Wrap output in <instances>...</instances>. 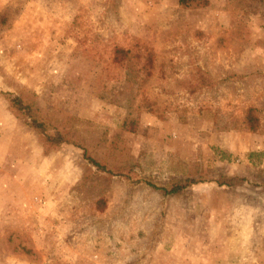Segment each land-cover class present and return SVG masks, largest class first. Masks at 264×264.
I'll list each match as a JSON object with an SVG mask.
<instances>
[{"label":"rangeland","instance_id":"obj_1","mask_svg":"<svg viewBox=\"0 0 264 264\" xmlns=\"http://www.w3.org/2000/svg\"><path fill=\"white\" fill-rule=\"evenodd\" d=\"M0 264H264V0H0Z\"/></svg>","mask_w":264,"mask_h":264},{"label":"trees","instance_id":"obj_2","mask_svg":"<svg viewBox=\"0 0 264 264\" xmlns=\"http://www.w3.org/2000/svg\"><path fill=\"white\" fill-rule=\"evenodd\" d=\"M178 4L182 8H197L206 6L209 3V0H177ZM16 101H19L18 98H15ZM244 124L247 129L250 131H256L258 128V118L253 112L252 108L247 109L245 117H244ZM27 125L31 128L37 130L42 136L43 141L51 148H54V146L58 145L61 142V137L54 136L49 132L48 126L46 123L39 119V118H31ZM123 126L126 128V124L123 123ZM128 129V128H127ZM130 130H133V128H130ZM93 164L99 166L98 162L93 160ZM194 180H181L177 179L174 180L169 184V186H154L157 189H160L164 194H174L182 191L185 187H187L190 183H193Z\"/></svg>","mask_w":264,"mask_h":264}]
</instances>
